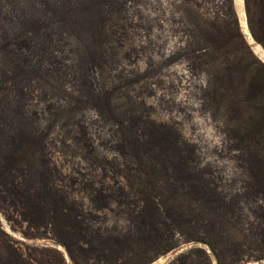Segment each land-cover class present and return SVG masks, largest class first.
Here are the masks:
<instances>
[{
	"label": "rangeland",
	"instance_id": "obj_1",
	"mask_svg": "<svg viewBox=\"0 0 264 264\" xmlns=\"http://www.w3.org/2000/svg\"><path fill=\"white\" fill-rule=\"evenodd\" d=\"M234 6V0H0V42L18 30L40 34L34 48L9 46L3 55L0 47V146L24 129L38 147L32 165L10 175L14 185L26 184L28 208L13 205L0 186V264H125L109 244L132 232L131 216L150 186L155 200L171 193L136 177L154 156L168 182L186 187L195 180L237 207L215 229L201 219L194 238L188 225L172 230L174 247L147 264H264L257 240L264 197L241 137L247 114L264 113V89L255 110L246 106L252 74L242 65L264 62L249 47ZM245 21L264 49L246 13ZM26 22L33 26L22 27ZM22 66L19 93L8 81ZM104 92L127 110L140 143L151 137L149 151L134 150L129 134L105 114L96 102ZM153 124L164 135L144 134ZM180 153L192 176L174 181ZM47 189L56 201L42 209ZM63 205L83 213L95 249L56 220L53 211Z\"/></svg>",
	"mask_w": 264,
	"mask_h": 264
},
{
	"label": "trees",
	"instance_id": "obj_2",
	"mask_svg": "<svg viewBox=\"0 0 264 264\" xmlns=\"http://www.w3.org/2000/svg\"><path fill=\"white\" fill-rule=\"evenodd\" d=\"M243 1L247 18V27L251 34L264 46V0ZM237 23L238 22L235 23L236 27ZM32 26V22H26L22 25V27L25 28ZM30 33L31 34L28 35L26 32L21 33V31L18 30L12 33V40H4L2 38L3 41L0 42V47L3 51L2 54L6 55L12 52L11 49H7L9 46L18 47L19 45H23L22 48H26V50L36 47L38 44L36 39L40 34L38 30L34 29H30ZM9 34L10 33H8V35ZM19 36L24 38H21L18 42ZM18 55L21 56L20 54ZM242 68L245 73L248 72L252 74L249 76L251 81L249 82V92L246 96V106L248 109L255 110L257 108L256 96L261 93V89H264V65L258 62L257 66L252 68L250 63L244 62ZM18 69L19 66H16L14 71ZM24 70L26 69L23 66L20 67V74L10 76L8 81L12 88L19 93H22L21 88L23 86L20 76L24 74ZM96 98L98 99L96 102L102 104L101 107L105 114L119 123L121 132L129 134L128 137L131 138V142L135 146L134 150L137 151L139 148L143 152L149 151L148 145L151 142V137L149 140H145V142H139L140 140L136 135L137 132L134 130V125L126 118L127 110L123 108V106L112 102L110 95L105 92L102 93L101 96L96 95ZM17 120L18 126L23 127V117H18ZM145 128L147 132L144 134H155L154 136L158 135V137L159 135H164L162 129H159L154 124L146 126ZM241 137L243 140L242 147L247 155V166L252 174V180L256 184L255 190L264 197V113H262L261 117H256L250 113L247 114L244 127H242ZM7 139L8 140H3L0 146V186L12 195L13 199L11 203H13V205L17 203L20 204V206L23 205V208H25L28 206L29 202L26 184L14 185L10 175L14 172L20 174L26 165H32L34 161V152L38 147L35 146L32 135L24 129H20L16 137L9 136ZM161 139H163V137H160L159 141ZM152 145L158 147L155 142H153ZM154 159H156V156H154ZM154 159L142 165L147 168L146 170H141L137 167L136 170L143 176L136 177L138 181L145 177L146 180L143 181L144 185H146L147 182L154 183L160 190H166V187L169 186L171 187V193L163 195L164 193L162 192L159 194V199L155 200L151 196L152 188L150 186L148 191L144 193L145 196L142 200L143 205L131 216L134 226L132 232H129L121 239L115 238L114 241L109 244L112 254H123L125 258L123 263L125 264H147V262H150L158 254L173 248L174 243L168 237L172 230L178 231L175 229L188 225L191 232L189 231L187 234L190 238H194L196 234L194 227L197 224H201V219L206 222L207 226L215 229L217 225H220L221 219L227 214L234 216L236 213L237 204L234 200H225L223 195L218 193L215 189L202 185L200 182L195 180L189 181L186 187L182 186L181 182H178V184H174L170 181L168 182L167 178L170 177V174L167 168L162 164L156 163ZM186 160V155L180 153L179 159L176 161V166L172 169V173L175 174V177H171V179L178 181V178H176L178 177L177 174L180 176L187 174H189L188 177L192 176L187 171ZM46 185L47 183L45 186ZM43 192L46 193L44 196L46 198L42 200V209L53 204V201H56L55 195L52 194L50 190L47 192L44 190ZM61 201L63 202L62 198ZM33 204L37 205L38 203ZM57 208L53 211L56 220L60 217V222H62L64 228H66L69 233L74 235V239L85 241V243H89L88 245L90 248L92 247L95 249L96 247L93 245L94 242L88 239L90 234L87 231L83 213L77 210V208L64 205L61 206L60 210ZM257 217L260 221L259 231H257V240L258 243L264 244V209L261 213L257 214ZM93 239L97 240L98 245L107 243V240L102 243L98 238ZM236 247L235 245L232 247L234 250L232 252L239 257L240 253H238V251L240 250L239 248L236 249ZM105 260L111 261L112 258L107 257Z\"/></svg>",
	"mask_w": 264,
	"mask_h": 264
},
{
	"label": "bare ground",
	"instance_id": "obj_3",
	"mask_svg": "<svg viewBox=\"0 0 264 264\" xmlns=\"http://www.w3.org/2000/svg\"><path fill=\"white\" fill-rule=\"evenodd\" d=\"M237 3V12L241 13V15H243V11H242V6H243V2L242 0H236ZM249 44H251L253 47L254 52L258 55V57H260V59L264 62V49L262 48V46L258 43L255 42V40L252 38V36L250 35L249 40L247 41Z\"/></svg>",
	"mask_w": 264,
	"mask_h": 264
},
{
	"label": "water",
	"instance_id": "obj_4",
	"mask_svg": "<svg viewBox=\"0 0 264 264\" xmlns=\"http://www.w3.org/2000/svg\"><path fill=\"white\" fill-rule=\"evenodd\" d=\"M242 2H243V0H242ZM234 3H235V6H234V8H235V10H236V12H237V3H236V0H234ZM243 6H244V3H243ZM243 6H242V11H243V16H244V23H243V32H244V34H245V38H246V40L248 41L249 40V38H250V33L248 32V30H247V28H246V21H245V12H244V8H243ZM237 14H238V12H237ZM239 15V14H238ZM249 44V43H248ZM249 47L251 48V50L254 52V50H253V47L254 46H252L251 44H249ZM255 53V52H254ZM256 54V53H255ZM257 55V54H256ZM258 56V55H257Z\"/></svg>",
	"mask_w": 264,
	"mask_h": 264
}]
</instances>
